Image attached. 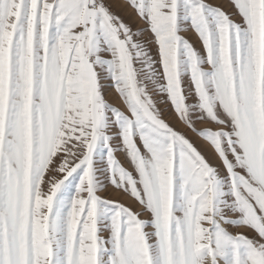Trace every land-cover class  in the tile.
Listing matches in <instances>:
<instances>
[{"label":"snow or ice","instance_id":"6c2138e0","mask_svg":"<svg viewBox=\"0 0 264 264\" xmlns=\"http://www.w3.org/2000/svg\"><path fill=\"white\" fill-rule=\"evenodd\" d=\"M229 2L0 0V264H264V0Z\"/></svg>","mask_w":264,"mask_h":264},{"label":"rangeland","instance_id":"374dc122","mask_svg":"<svg viewBox=\"0 0 264 264\" xmlns=\"http://www.w3.org/2000/svg\"><path fill=\"white\" fill-rule=\"evenodd\" d=\"M205 2L214 4V5H219L226 12H229V13L233 12V8L231 7L229 0H205ZM119 3L121 5L120 7L113 6L111 10L116 15L120 16L124 20L125 23L130 24L133 27V29L143 27L140 20L136 17L135 13L131 9H128L126 5H124V0H119ZM188 35L195 42L196 40L195 34L190 32L188 33ZM196 46L199 48V44H197ZM108 99L110 100V102H114V94L113 96H109ZM116 106L119 107L118 104ZM160 107L164 110V119L168 123H170V125L177 128V130L179 131L186 132V129H184L180 124H178V122L173 118L167 106L161 104ZM198 127L205 128V127H211V125L201 124V125H198ZM117 158L120 159L122 162L124 160V156L121 153H117ZM101 195L109 199H115L119 201L120 203H124V204H128L130 202L126 196H124L121 193L114 192L111 188L107 192L102 193ZM143 218H146V217H143ZM233 231H244V230L243 229H239V230L233 229Z\"/></svg>","mask_w":264,"mask_h":264}]
</instances>
